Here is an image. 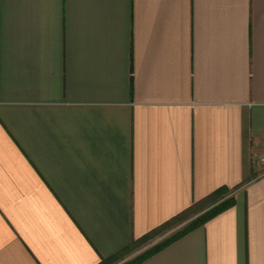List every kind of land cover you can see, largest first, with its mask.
Wrapping results in <instances>:
<instances>
[{
  "label": "crops",
  "instance_id": "obj_1",
  "mask_svg": "<svg viewBox=\"0 0 264 264\" xmlns=\"http://www.w3.org/2000/svg\"><path fill=\"white\" fill-rule=\"evenodd\" d=\"M220 189L139 264H264V0H0V264H98Z\"/></svg>",
  "mask_w": 264,
  "mask_h": 264
},
{
  "label": "rangeland",
  "instance_id": "obj_2",
  "mask_svg": "<svg viewBox=\"0 0 264 264\" xmlns=\"http://www.w3.org/2000/svg\"><path fill=\"white\" fill-rule=\"evenodd\" d=\"M228 197L230 196L227 194L226 196H224L223 199H226ZM221 201H222L221 197H215L213 199L208 200L202 206H200L197 211L193 210L190 213L184 214L179 220L172 222L171 224L168 225V227L154 234L149 239L141 243H136L134 245H131L128 250L124 251L119 256H117L118 258H116L115 260L108 262V264H127L129 263L130 261L140 256L147 250L151 249L155 245L163 242L164 240L170 238L171 236L179 232L189 222H191L197 216H200L202 212H206L207 210L214 207Z\"/></svg>",
  "mask_w": 264,
  "mask_h": 264
},
{
  "label": "trees",
  "instance_id": "obj_3",
  "mask_svg": "<svg viewBox=\"0 0 264 264\" xmlns=\"http://www.w3.org/2000/svg\"><path fill=\"white\" fill-rule=\"evenodd\" d=\"M227 194H228V190H226V189H220V190L216 191L213 194L212 198H210V199H213L215 197H221L222 201L220 203H218L217 205H215L214 207L210 208L209 210H207L206 212H204L200 216H198L195 219H193L183 229H181L179 232H177L176 234H174L170 238H168V239L164 240L163 242L155 245L154 247H152L151 249L147 250L146 252H144L140 256L136 257L135 259H133L132 261H130L127 264H139L140 262H142L146 258L150 257L151 255L155 254L156 252H158L162 248L166 247L168 244H170L174 240L186 235L190 231H192V230L196 229L197 227L203 225L206 221H208L209 219H211L212 217H214L218 213H220L223 210L231 207L234 204V199L231 196L226 198V199H223L224 196H226ZM158 232H160V231H156V232L152 233V235L150 234V235L144 236L143 238H141V239H139L137 241H134L132 245H134L136 243H141V242L149 239L151 236H153L154 234H156ZM130 246H128L124 250L120 251L118 253V255H116L114 257L101 260L98 264H108V262H111V261L115 260L116 258H118L117 256H119L124 251L128 250Z\"/></svg>",
  "mask_w": 264,
  "mask_h": 264
}]
</instances>
